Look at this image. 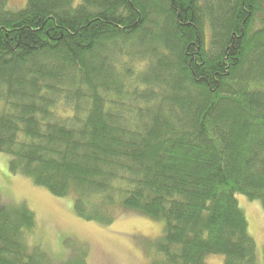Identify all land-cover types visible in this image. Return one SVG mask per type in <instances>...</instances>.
I'll return each instance as SVG.
<instances>
[{"label": "trees", "instance_id": "16d2710c", "mask_svg": "<svg viewBox=\"0 0 264 264\" xmlns=\"http://www.w3.org/2000/svg\"><path fill=\"white\" fill-rule=\"evenodd\" d=\"M0 0V153L75 212L164 223L148 264H260L237 195L264 205V0ZM28 203L0 194V264ZM80 264H86L81 261Z\"/></svg>", "mask_w": 264, "mask_h": 264}, {"label": "rangeland", "instance_id": "374dc122", "mask_svg": "<svg viewBox=\"0 0 264 264\" xmlns=\"http://www.w3.org/2000/svg\"><path fill=\"white\" fill-rule=\"evenodd\" d=\"M81 0H76V4ZM28 0H9L11 9L24 8ZM11 156L0 153V194L8 203L26 202L35 212L36 226L27 234L30 247L41 245L57 264H148L164 223L135 209L118 207L115 221L106 224L87 220L75 212V194L54 195L29 176L12 171ZM246 214L249 232L258 246L264 264V205L238 194ZM225 257L212 255L207 264H223Z\"/></svg>", "mask_w": 264, "mask_h": 264}]
</instances>
